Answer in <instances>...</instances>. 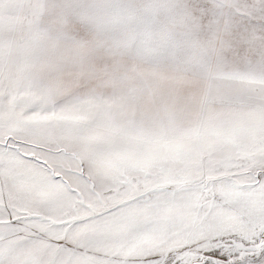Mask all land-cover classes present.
<instances>
[{
	"label": "snow or ice",
	"instance_id": "snow-or-ice-1",
	"mask_svg": "<svg viewBox=\"0 0 264 264\" xmlns=\"http://www.w3.org/2000/svg\"><path fill=\"white\" fill-rule=\"evenodd\" d=\"M0 264H264V0H0Z\"/></svg>",
	"mask_w": 264,
	"mask_h": 264
}]
</instances>
